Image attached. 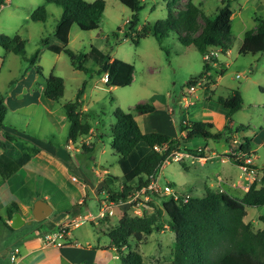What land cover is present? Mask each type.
Instances as JSON below:
<instances>
[{
	"label": "rangeland",
	"instance_id": "rangeland-1",
	"mask_svg": "<svg viewBox=\"0 0 264 264\" xmlns=\"http://www.w3.org/2000/svg\"><path fill=\"white\" fill-rule=\"evenodd\" d=\"M186 1L179 0L172 13L177 14ZM225 1L230 2L233 10L232 31L235 41L231 52H225L226 50L220 52V61L215 64L216 70L224 69V73L221 77L218 73L214 75V81H218L214 90H211V86L215 82L205 78L195 84L192 92H189L188 84L190 75L199 72L204 64L198 49L183 45L174 29L169 30L160 40L153 33H149L135 41L138 39L137 32L146 22L155 24L159 21L167 26L169 7L166 0H140L143 7L138 11L139 24L134 31L128 29V21L133 11L128 2L121 0H105L106 5L98 28L82 30L77 24L71 27L68 47L73 51L87 53L92 45H96L112 56L134 65L133 81L129 85L112 87L107 86L106 79L101 75L94 74L90 77L75 68L69 55L64 52L57 54L45 50L39 62L31 64L33 54L43 44L42 39L54 33L62 14L60 6L45 0H7L0 7V35L13 37L19 33L25 42L22 54L8 52L0 44V96L5 98L7 105L5 124H12L17 132L37 138L45 152H49V147L55 146L68 158L70 156L71 173L78 179L69 180V184H65V189L75 191L74 187L78 185L73 182L80 185L83 181L88 186L87 195L78 205L82 208L77 211L74 209L75 212L69 219L81 217V223L76 228L67 229V236L71 232L70 237L75 243L68 248L67 253L76 263L123 264L106 230L108 224L119 225L123 213L121 207H115V214L110 216L109 220L92 218L99 212V199L109 198V190L120 188L124 180L118 164L119 155L112 148L111 137L108 134L109 127L115 121L114 112L117 108L133 111L132 107L138 102L152 104L155 107L153 113L136 114L143 131L159 130L168 133L170 128L168 125L172 124L171 127L176 132L174 135L180 136L184 122L210 121L214 124L212 130L214 133L230 127L228 131L232 130L236 135L229 141L205 139L200 136L187 141L186 144L192 148H202L208 142L210 147L203 148L209 158L204 161L191 154L186 155L183 151L180 159L168 157L158 169L157 175L162 185H171L179 194L202 193L205 186L218 189L219 178L227 183L243 180L244 174L237 161L231 159L229 154H223L226 149L231 151L230 142L239 144L243 134L253 140L255 152L252 154L255 155L254 161L259 172L257 181L264 185V92L259 88L264 87V52L245 55L239 53V43L243 34L256 27L257 17L264 18V0ZM195 2L201 5L203 13L199 17L200 25L206 16L216 13L222 4V0ZM43 4L47 8L46 20L44 22L32 20L30 17L32 12ZM126 31H129L128 36ZM37 64L42 67L46 77L51 72L63 77L65 91L60 100H48L45 96L39 100L36 96L40 83L43 84L44 81L37 72ZM87 65L90 66L91 62H87ZM85 81L81 105L82 111L95 114V117H88V121L93 124V130L83 135L76 143L67 142L69 121L64 104L76 100L77 92ZM236 88L243 90V104L232 114L230 120L226 116L228 110H224L221 104L209 99L230 94ZM183 95L189 96L190 104L187 107ZM238 126L243 133H236ZM100 133L103 134L102 138L99 136ZM234 139L238 142H234ZM83 143L94 147L93 151H85ZM68 144L71 148H68ZM47 179L49 178L44 175L23 172L0 185V213L3 216L9 202L28 203L32 213L36 198L48 196L47 201L53 206V212L45 220L27 222L19 227L18 233L33 232L37 225L36 231L41 232L43 226L44 229H50L43 231L54 232L57 225L52 228L47 221L59 223L66 220L65 209L71 207L72 199L69 193ZM226 182L224 188L228 186ZM153 199L160 205L164 201V198L159 201L155 196ZM127 208L130 211L124 214L143 216L154 213L156 221H161L165 225L164 229H155L146 235L138 244L133 241L134 238H130L133 248L143 254L145 263L173 264L175 233L169 227L168 215L165 212L159 215L145 201H139V204ZM261 214H264V207H247L244 220L250 221L255 229L264 228V222L259 219ZM85 216L90 218L85 219ZM11 231L0 223V239H20L13 238L14 234ZM123 251L126 252L127 248H123ZM5 252L7 253L6 250Z\"/></svg>",
	"mask_w": 264,
	"mask_h": 264
},
{
	"label": "trees",
	"instance_id": "trees-1",
	"mask_svg": "<svg viewBox=\"0 0 264 264\" xmlns=\"http://www.w3.org/2000/svg\"><path fill=\"white\" fill-rule=\"evenodd\" d=\"M7 0H0V7ZM55 3L62 8L61 17L58 20L53 34L42 39V46L32 56L31 64L39 62L45 50L54 53H66L69 55L72 65L92 77L99 74L103 78L107 76L108 87L125 86L133 81L134 65L126 60L112 56L96 45H92L87 53L75 52L68 47L70 31L73 24H77L82 30L96 29L100 25L106 2L105 0H45ZM126 1L133 11L128 21V29L134 31L139 24L138 11L143 4L140 0ZM133 1V3H132ZM169 13L167 26L157 21L155 24L146 22L137 32L138 41L153 33L160 40L167 35L169 30L174 29L178 33L179 40L186 47H194L203 55L212 48L228 50L232 47L235 36L232 31L233 10L229 1L222 0L217 12L205 17L202 25L199 17L203 15L201 5L195 0H187L184 7L177 14H173L179 0H166ZM47 8L43 4L37 7L31 14L34 21L46 20ZM257 25L247 30L240 40V54H258L264 52V18L257 17ZM129 35V31H126ZM0 44L5 50L16 54L24 52L25 42L19 33L13 37L0 35ZM217 57L205 59L203 68L190 75L189 85H195L203 79H212L214 75H223L224 69L216 70ZM87 62H91L88 66ZM37 72L44 80V94L46 97L58 101L63 97L65 91L64 79L61 76L50 73L48 77L42 72V67L37 64ZM223 68V67H222ZM86 81L78 90L76 100L64 104L69 127L68 140L76 143L83 135H87L93 129V124L88 117L95 114L82 111L81 100L84 94ZM264 92V87L260 86ZM114 99V97H112ZM219 104L228 110L226 116L232 120V114L243 104L241 91L236 88L227 96L214 98ZM133 111H125L117 108L114 112L115 121L109 127L108 134L111 137V146L118 153V164L123 173V184L120 188L109 190V198L125 200L128 194L134 190L147 185L151 178L157 175L158 169L166 158L175 152L191 154L195 157H204L205 149L191 148L186 142L194 137L200 136L205 139H232V130L227 127L224 131L214 133V124L210 121H186L182 126L185 135L174 137L160 131H143L136 119V114H149L155 107L148 102H138L132 107ZM7 105L5 98L0 96V184L11 178L22 166L37 154L41 148L37 144H28L15 132L7 129L5 118ZM99 123V122H98ZM10 126V124H8ZM242 129L236 127V133ZM100 138L103 134L100 133ZM252 139L242 137L238 152L254 153L252 151ZM87 152L93 151L94 147L82 144ZM229 157L241 163L238 154H229ZM112 176V175H111ZM107 184V183H106ZM109 185V184H108ZM162 206L155 201L147 203L155 209L159 215L165 212L169 219L170 229L175 233L173 244V264H264V228L255 229L251 222H246L247 207H264V185L259 181L250 184L248 190L242 197L233 196L219 189H210L205 186L202 193L184 194L178 198L173 196L164 197ZM18 209L9 206L8 216ZM104 219L109 220L110 216ZM264 222V214L259 216ZM3 217L0 213V222ZM43 221V220H40ZM161 221H156L154 213L143 216H131L124 214L119 225L108 224L107 232L114 248L119 253L123 264H146L143 254L133 248L131 239L137 244L142 242L146 235L155 229H164ZM9 227H11L9 225ZM12 228V227H11ZM123 248H127L124 252Z\"/></svg>",
	"mask_w": 264,
	"mask_h": 264
},
{
	"label": "crops",
	"instance_id": "crops-1",
	"mask_svg": "<svg viewBox=\"0 0 264 264\" xmlns=\"http://www.w3.org/2000/svg\"><path fill=\"white\" fill-rule=\"evenodd\" d=\"M244 34H243V36H244ZM243 36H242V38H243ZM191 52H193V51H191ZM225 52H231V48H229ZM192 59H193V57H192ZM202 59L204 61V55L203 54H202ZM217 59H218L217 62H219L220 61V55H218ZM220 77H221V75H220ZM218 79H220V78H218ZM217 83H218V81H216L211 86V90L215 89V85ZM249 83H250V81H249ZM240 91H241L242 96H243V90L241 89ZM227 95H229V94H227ZM227 95H224V96H227ZM36 96L39 98V100L42 99L43 96H45V94H44V81H43V84H42V82L40 83L39 92L38 91L36 92ZM46 98L48 100H52L48 97H46ZM212 98H210L209 100L215 101L214 98L213 99ZM52 101H55V100H52ZM224 110H226V108H224ZM226 114H227V112H226ZM171 126H172V124L168 125V127H170L168 134L173 136L174 134H176V132L173 129V127H171ZM5 127L7 129L15 132L16 134L20 135L22 137V139L25 140V142L28 144H37V145L40 144V143H38L39 140L37 138H33L29 135H25L24 133L17 132V130L14 129V126L12 124H10V126L7 125ZM92 130H91V132H92ZM241 132L243 133V130L239 131L238 133H241ZM181 135H185V132L182 131ZM232 136H236V135L234 133H232ZM238 136H239V134H238ZM243 136H245V135L243 134L241 136V138ZM174 137H179V136L174 135ZM67 142H71V140L67 139ZM229 144H230V150L231 151L229 152L226 149V150H224L225 152L223 154H227V155L228 154H235V155H237L238 154L237 149H238V146L241 144V141L239 144H232L231 142ZM185 145L188 146L187 144H185ZM204 146L207 148L210 147L208 142H206L204 144ZM188 147H190V146H188ZM251 147H252L251 148L252 151L255 152V149L253 146V140H252ZM40 148H41V150L37 154L33 155L30 158V160H28L22 166V168L20 170H18L11 178H9L5 182L1 183L0 185L2 186L4 183L9 182L10 180L17 177L19 174H21L23 172H32L35 174L44 175V176H46V178H49L47 180H49V181L51 180L54 184L56 183L62 190H65L67 193H69V196L72 199V202H71L72 205H71V207H67L65 209V211H66V219H68V218L70 219V217L75 212L74 209H76V211H77V209L82 208L81 206L78 207V205L82 202V198L85 195H87L88 186L83 181H81L80 185L73 182L74 184L78 185V186L74 187L75 191H70L67 188L65 189V187H66L65 184H69L68 183L69 180H77L78 179V178H76V175H74V174L72 175V173H71L72 172V165H70V161H69L70 156L68 158L67 155L61 151V149L58 150L57 149L58 147H55V146H53L52 148L49 147V152L48 151L45 152V148H43L42 146H40ZM50 151H53V153ZM184 154L188 155V153H184ZM57 155H58V157H57ZM227 157H225V158H227ZM200 158H201V160L204 161L205 159H208L209 156H207L205 154L204 157H200ZM107 172H109V171L107 170ZM225 182L226 181L224 180V183ZM223 185H222L221 189H223L225 192H227L233 196H236V197H242L244 195V193L249 188L248 186H246L244 177H243V180H233L231 182H228L227 183L228 186L225 188L223 187ZM219 188L220 187H218V189ZM40 198L47 200L48 196H43ZM36 199H38V197ZM11 205L18 207V209H16L13 212V214L15 212L19 211L21 213L22 219L24 220V223L19 226L20 228L24 224H26L27 222L31 223L35 220L33 212L31 213L30 206L28 203L19 201L17 203L9 202L8 204H6V214H5V216L2 215L3 221H1L0 223L2 224V226L4 228H7L8 230H12L11 232H13L12 234H14L13 238L18 237L20 239H0V264H80V263H76V261H73L72 258H70V255L67 253L68 248H70L71 246H74V244H75L73 242L72 238L70 237L71 232L68 235L69 237L68 236L66 237L67 243L64 246H60V247L55 246V245H47L44 243L43 234L45 231H43V230H50V229H44L43 226L41 227V232L36 231V228L38 227V225H37L35 227V231H33V232L29 233V232L21 231L20 233H18L20 228L19 227L13 228L11 226L12 216L11 217L8 216V208H9V206L11 207ZM74 206L77 208H75ZM47 222H49L53 226L52 228H54L58 224V222L55 223V222H51L50 220ZM246 222H250V221H246ZM9 225L12 228L9 227ZM17 233H18V235H17ZM9 234H11V233H9ZM10 237L12 238V236H10ZM16 246H19L21 251H20L18 257L15 260H12L11 255H12L14 247H16ZM5 250L7 251V253L5 252Z\"/></svg>",
	"mask_w": 264,
	"mask_h": 264
},
{
	"label": "built area",
	"instance_id": "built-area-1",
	"mask_svg": "<svg viewBox=\"0 0 264 264\" xmlns=\"http://www.w3.org/2000/svg\"><path fill=\"white\" fill-rule=\"evenodd\" d=\"M221 48H212L207 53H205L204 58L205 59H213L218 57L219 53L222 52ZM214 64H216L214 62ZM239 76V74L237 75ZM107 80V76L105 77ZM199 81L197 82V84ZM195 85H190L189 92H192V89ZM189 96L183 95V99L185 101V107L189 106L190 101L188 99ZM234 142H238L237 139H234ZM240 143V142H239ZM68 148H71L70 145H68ZM182 156V153L175 152L174 154L169 155L168 157H173L175 159H180ZM239 159L241 160V163L239 164L242 172L244 174V179L246 186H250L251 183L257 180L258 178V168L256 167V163L254 161L255 155L252 153H245V152H239L238 153ZM166 158V160L168 159ZM165 160V161H166ZM164 164V163H163ZM162 164V165H163ZM162 167V166H161ZM159 175H156L155 177L151 178L150 182L147 185L142 186L141 188L134 190L130 192L125 200H115L111 198H101L98 201L99 206V212L97 215L93 216L92 218H105L107 216H112L115 214V207L119 206L123 210L122 216L126 211H130L127 207H133L134 204H139V201L141 202H147V201H154L153 196L156 198L162 199L164 197L173 196L174 198H178L180 195L177 191L173 189V187L169 184L162 185L159 181ZM224 184V181L222 178L218 179V185L222 187ZM109 197V196H108ZM185 197H188V194H185ZM157 203V202H156ZM160 205V204H159ZM162 206V205H160ZM133 209V208H132ZM90 216H85V219H89ZM81 223V217H74L71 220L66 219L63 222H59L57 224L56 229L54 232H44L43 234V240L44 243L47 245H55V246H64L66 242L67 237V229L69 227H78ZM20 247L16 246L13 249L11 258L12 260H15L19 253H20Z\"/></svg>",
	"mask_w": 264,
	"mask_h": 264
},
{
	"label": "water",
	"instance_id": "water-1",
	"mask_svg": "<svg viewBox=\"0 0 264 264\" xmlns=\"http://www.w3.org/2000/svg\"><path fill=\"white\" fill-rule=\"evenodd\" d=\"M53 211V206L50 202L43 198H38L34 202L33 215L34 219L37 221L43 220L51 215ZM24 223L21 213L19 211L15 212L12 215L11 226L13 228H18L21 224Z\"/></svg>",
	"mask_w": 264,
	"mask_h": 264
}]
</instances>
